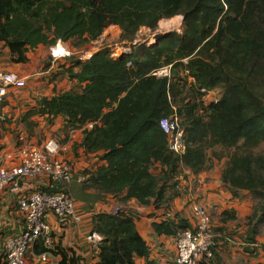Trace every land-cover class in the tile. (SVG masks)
<instances>
[{"label":"trees","instance_id":"trees-1","mask_svg":"<svg viewBox=\"0 0 264 264\" xmlns=\"http://www.w3.org/2000/svg\"><path fill=\"white\" fill-rule=\"evenodd\" d=\"M177 15L183 16L182 32L159 34L149 46L120 56H112L107 46L88 59L71 54L73 64L61 65L60 71L78 85L43 98L40 112L61 115L73 127L94 123L85 129L82 144L88 152L102 150L107 164L85 171L84 181L70 185L74 198L95 200L105 193L123 204L133 199L169 209L183 193L179 175L208 170L212 158L226 159L222 182L236 197L252 194L247 224L257 233L264 226V0H0V42L12 61L25 63L27 52L39 45L71 41L86 50L111 25L120 27L123 40L134 42L142 27L156 29ZM166 65L170 77L152 74ZM179 70L186 74L178 78ZM219 86L218 101L206 103L201 89ZM175 111L185 131L182 156L170 150L159 126ZM91 188L97 193L85 194ZM198 202L186 200L195 223ZM221 216L234 218L228 210ZM194 226L179 213L153 223L157 234L176 237ZM218 228L211 221L213 252ZM93 231L103 235L98 264H136L137 257L149 255L126 211L96 214ZM250 241L253 250L261 248L253 235ZM59 253V264H86L70 249ZM209 261L204 257L198 264Z\"/></svg>","mask_w":264,"mask_h":264},{"label":"crops","instance_id":"crops-1","mask_svg":"<svg viewBox=\"0 0 264 264\" xmlns=\"http://www.w3.org/2000/svg\"><path fill=\"white\" fill-rule=\"evenodd\" d=\"M113 26L116 25L108 28ZM67 43L70 45L68 47L69 52L71 51L70 55L76 56L79 52L93 54L104 45L99 42L98 46L85 50L75 48L71 41L63 42V45L67 46ZM45 47L39 45L29 50L28 60L25 63L12 61L9 49L6 46L3 47L0 55V69L18 73L26 79L27 83L23 88L12 87L3 103L0 119V158H4L5 165L18 164L20 162L19 147L32 145L42 148L47 141L54 139L61 147L57 157L70 164L72 179L71 182L64 183L42 175L37 178L22 179L16 189L8 185L0 190V262L4 256L6 237L18 234L23 229L22 213L18 207L22 196L38 190H64L66 186L69 188L71 184L80 182L79 177L85 171H92L100 165L107 164V161L100 157L102 150L88 152L82 144L85 129L93 128L94 123H88L83 127H73L61 115L53 117L40 112V102L43 98H51L58 92L78 85L77 80L71 79L66 72L60 71L61 65L69 67L73 64L70 55H65V58L57 61L60 63L57 70H54L53 76L50 73L46 76L43 71L39 72L45 65L50 64L47 52L44 53ZM80 53V58H89L83 57ZM188 81L192 82V78L189 77ZM211 161L213 162L212 167L208 170L200 173L185 170L176 178L183 193L171 202L169 209L156 208L153 204L141 205L133 199L123 204L119 197L105 193L100 194L95 200L75 198V210L82 216L81 222L70 223L62 227L55 216H48L49 222L54 227L55 235V247L52 255L48 257V264H59L62 259L59 249L74 251L77 256L82 257V262L86 264H98L100 244L95 246L88 240V235L93 231V218L101 212L112 213L113 208L119 204L124 205L125 211L132 215L139 233L149 245V255L137 257L136 264H176V236L157 234L153 223L168 218L175 219V214L179 213L188 220L191 226H194L196 223L192 213L193 208L186 204L189 196L218 210L211 221L212 225L222 228L223 231L218 228L220 231L219 234L217 233L222 242L215 248L213 257L207 259L210 260L208 264H259L261 261L264 262V258H260L264 252V244L258 236L261 227L257 234L254 233L252 225L247 224V217L252 213L251 195L248 191H243L239 197L234 196L221 179L227 160L213 159ZM220 161H222V166L218 165ZM157 167L161 170L159 164ZM95 193L97 192L93 188L85 190V194L88 195ZM227 210L232 211L234 218L223 220L221 215ZM252 235L255 240L263 244H260L261 248L254 245L257 249L259 248V251L253 250L254 247L251 246L250 237ZM44 249L41 241L35 245L29 255L34 264H43L35 257Z\"/></svg>","mask_w":264,"mask_h":264},{"label":"built area","instance_id":"built-area-1","mask_svg":"<svg viewBox=\"0 0 264 264\" xmlns=\"http://www.w3.org/2000/svg\"><path fill=\"white\" fill-rule=\"evenodd\" d=\"M154 40L155 37L151 36L147 44L150 45ZM130 49V46H117L113 48L111 55L120 56ZM2 50L3 45L0 42V55ZM52 51L55 57L70 55L69 50L64 48L62 41H59L52 48ZM91 55L87 52L83 57H90ZM152 74L158 77H170L171 65L154 69ZM191 78L194 81V78ZM26 83V79L18 73L0 69V119L2 118L3 102L9 94V90L12 87L23 88ZM213 89H201L203 100L206 103L216 102L220 98L215 96V90ZM159 126L169 137L170 150L182 156L187 149V145L185 131L181 126V120L177 113L174 112L171 116L161 118ZM60 150L61 147L57 141L51 139L42 148L32 145L19 147L20 162L18 164L5 165L4 158L1 157L0 190L8 185L16 189L22 179H32L42 175H47L53 180H61L64 183L71 182V166L66 160L57 157ZM85 179L86 175L81 174L79 181ZM18 207L22 213L23 229L18 234L6 237L4 256L0 264H34L29 255L39 241L42 242L45 249L35 258L38 259V262L48 264V257L52 255L55 247L54 227L49 222L48 216H55L58 224L62 227L70 223L78 224L82 220V216L76 213L75 198L68 186L64 190H38L26 194L20 198ZM125 210V206L119 204L113 208L112 214L117 215ZM194 213L197 217L194 228L184 230L176 237V264H198L202 258L211 259L214 255L212 249L217 243L215 232L210 230L211 212L204 204L198 202L194 205ZM88 240L92 245L98 246L103 240V235L97 231H92L88 235Z\"/></svg>","mask_w":264,"mask_h":264},{"label":"rangeland","instance_id":"rangeland-1","mask_svg":"<svg viewBox=\"0 0 264 264\" xmlns=\"http://www.w3.org/2000/svg\"><path fill=\"white\" fill-rule=\"evenodd\" d=\"M178 18H179V20L182 23V26L180 28L179 27H175V25L178 23V20H177ZM165 20H169V22H168V29L167 30H164L163 29L167 25L166 23H162ZM163 24H165V25H163ZM173 27H175V28H173ZM182 30H183V16L182 15H177V16H175V18L173 17L171 19H163V20H161L159 22V25H158V27L156 29H151V28H148V27L142 28L141 30H139V32H138V34L136 36V41L135 42H128L126 40H123L121 38L122 31L120 30V27L119 26H113L111 28H108V30L106 32H104L102 34V36L97 41H99L100 44L103 43L104 44L103 46H107V47L109 46V48H110L111 51L113 50V48H115L117 46H126V47L127 46H130L131 49L132 48L135 49V47H139L140 45H142L144 43L147 44V41L150 39L151 36H154L155 39H156L157 35H159V34H167L169 32H173V31H177V32L180 33V32H182ZM97 41L95 43L90 44L89 49H91L92 46H98V43L99 42H97ZM155 41L156 40H154L152 43H155ZM68 44L69 43H67V46L64 45V47H65V49L70 50V48H68L70 45H68ZM55 46L56 45H54V46H46L44 48V53L47 52L48 57H49V63L51 64V67H50V64H47V65H45V67H43L42 69H40L39 72L40 71H43L46 76L49 75L48 73H50L52 75L53 72H54V70H57L58 65L60 63V62L58 63L57 61L65 58V56L64 57H58V56L55 57L54 56L53 51H52V48L55 47ZM131 49L129 51H131ZM79 53H77V55H79ZM84 54L85 53H80V55H84ZM52 60H53V62H52ZM45 61H46V59H45ZM46 68H48V69H46ZM176 73H177V77L178 78L179 77H183L186 74V72H183L182 70H179ZM213 90H215V96L216 97H221V95H222V87L219 86V87L214 88ZM216 150L219 151V149H216ZM262 151H264V146L262 148ZM209 156H213V153L210 152ZM213 159L214 158H212V160ZM221 162L222 161H220V163H218V165L222 166ZM250 195H251L250 199H251L252 208H253V205H254L255 201H254V197L252 196V194H250ZM204 205L211 212V215L214 218L216 216V214L218 213V210L216 208H212L211 206H208L206 204H204ZM216 231L219 234V231L218 230H216ZM258 233H259L258 236L263 240L262 243L264 244V226H262L259 229V232ZM217 240H218L219 244L222 242V239H220L219 236H218V239ZM256 242L259 245L260 244L263 245L258 240H256ZM263 247H264V245H263ZM260 258H264V252H263V254L261 255ZM259 264H264V262L261 261V262H259Z\"/></svg>","mask_w":264,"mask_h":264},{"label":"bare ground","instance_id":"bare-ground-1","mask_svg":"<svg viewBox=\"0 0 264 264\" xmlns=\"http://www.w3.org/2000/svg\"><path fill=\"white\" fill-rule=\"evenodd\" d=\"M178 20V23L175 25V27H181L182 26V23H181V21L179 20V18L177 19ZM176 21V20H175ZM168 22H169V20H165V21H163L162 23H166L167 25L163 28L164 30H167L168 29ZM163 25H165V24H163Z\"/></svg>","mask_w":264,"mask_h":264},{"label":"clouds","instance_id":"clouds-1","mask_svg":"<svg viewBox=\"0 0 264 264\" xmlns=\"http://www.w3.org/2000/svg\"><path fill=\"white\" fill-rule=\"evenodd\" d=\"M141 30V29H140ZM155 40H157V38L155 39ZM156 42V41H155ZM153 44V43H152ZM148 45V44H147ZM149 46V45H148Z\"/></svg>","mask_w":264,"mask_h":264}]
</instances>
